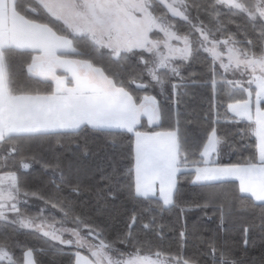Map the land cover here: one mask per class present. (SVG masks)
Segmentation results:
<instances>
[{
  "label": "snow or ice",
  "instance_id": "obj_1",
  "mask_svg": "<svg viewBox=\"0 0 264 264\" xmlns=\"http://www.w3.org/2000/svg\"><path fill=\"white\" fill-rule=\"evenodd\" d=\"M202 12L214 26L201 19ZM221 15L245 21L243 39L227 30ZM248 30L258 33L254 39ZM200 51L211 57L213 93L217 62L225 72L241 77L227 81L240 92L239 97L229 95L227 111L234 123L245 122L246 132L255 138V153L242 162L218 163L222 145L231 148L232 144L218 135L216 127L195 146L182 136L179 121L175 127L163 128L161 107L146 91L159 87L163 92L171 83L177 93L181 85L172 79L183 78L176 62H186ZM91 53H98L101 60L106 57L110 66L95 62ZM15 56L24 58L23 66L16 64ZM21 74L38 86L21 85ZM85 128L131 134L133 164L127 170L126 186L135 198L161 210L177 206L182 176L206 188L237 181L236 198L264 210V0H0V225L35 232L47 246L31 248L0 240V264H38L35 253L48 248L64 253L50 241L74 248V264H197L180 252L153 253L139 242L133 244L136 214L130 217L128 232L118 238L133 246L125 253L75 213L65 198L23 188L18 171L30 169L33 163L51 170L57 191L70 184L72 172L62 168L58 158L48 162L35 154L24 155V141L70 138ZM100 181L105 183L97 187V196H111L112 177L102 175ZM81 188L79 181L71 186L76 193ZM29 197L43 201L36 216L21 208ZM209 204L211 198L205 206ZM219 211L223 224V208ZM143 227L152 228L153 223ZM256 227L264 232V213L259 225L243 227L245 245ZM179 236L185 239L186 230L181 229ZM206 248L210 264H236L215 240L207 241Z\"/></svg>",
  "mask_w": 264,
  "mask_h": 264
},
{
  "label": "trees",
  "instance_id": "obj_2",
  "mask_svg": "<svg viewBox=\"0 0 264 264\" xmlns=\"http://www.w3.org/2000/svg\"><path fill=\"white\" fill-rule=\"evenodd\" d=\"M222 12L226 13L227 9L222 8ZM192 14L195 15L194 12ZM201 19L209 24V27L214 26V22L209 23L203 12ZM219 19L225 23L228 31L236 33L237 39L244 38L248 26L241 17L221 15ZM237 25L241 26L239 32ZM257 34L250 30L247 32L252 39ZM91 57L97 63L110 66V61L106 57L101 60L98 53H91ZM13 59L17 65L23 66V57L15 56ZM176 63L181 64L180 72L183 78L182 81L179 77L172 79V83L181 85L177 93H173L171 83L165 85L163 92L159 87L146 90L148 94L156 97L161 107L163 128L175 127L179 121L182 136L189 145L195 146L201 143L212 127H216L218 135L225 137L232 144L231 148L222 145L223 150L218 160L221 164L242 162L255 153V138L246 132L245 122L234 123L232 114L227 111V104L232 102L229 95L235 92L225 81L216 64L217 90L213 93L211 57L200 51L194 53L189 62ZM19 82L21 85L38 86L30 81L26 74L19 76ZM39 87L41 91L45 90L43 85ZM239 96L240 93H235V97ZM214 120L218 122L213 124ZM142 124L146 127V118ZM130 137V133H120L118 130L98 132L85 128L70 138L24 141V155L35 154L39 159L48 162H55L58 158L61 167L66 171L71 168L72 172L70 184L61 186L57 191L51 183V170L46 171L40 163H33L30 169L18 171L21 184L30 192L65 198L75 213L86 217L101 231L106 240L115 242V247L125 253L133 251V246L120 243L118 238L128 232L130 217L136 214L137 223L132 227L133 244H143L145 251L150 249L153 253L161 251L173 255L180 252L184 257L197 261V264H210L205 255L206 242L215 240L218 248L231 253L236 264H264V232L258 227L253 228L248 234L247 245L243 235L244 226L252 223L259 225L264 210L236 198L239 195L237 181L224 182L216 188H206L191 183V177L182 176L177 184V206L161 210L155 203L150 204L135 198L126 186L130 183L127 170L133 164L129 154ZM102 175H109L113 179L111 196H97V187H103L105 183L100 181ZM77 181L82 186L79 193L71 190V186ZM210 198L213 204L205 206ZM28 199L31 204H24L21 208L26 210V214L36 216L40 206H43V201L35 197ZM220 207L224 211L223 224L220 220ZM60 215L56 212L57 218ZM149 222L153 223V227L145 229L143 224ZM14 228L17 227L0 225V240L24 247L47 248L39 234L22 229L14 231ZM181 229L186 230L183 240L179 236ZM63 249L64 253L51 248L46 252H37L36 260L38 264H74L71 253L75 249ZM16 251L19 254V248Z\"/></svg>",
  "mask_w": 264,
  "mask_h": 264
},
{
  "label": "rangeland",
  "instance_id": "obj_3",
  "mask_svg": "<svg viewBox=\"0 0 264 264\" xmlns=\"http://www.w3.org/2000/svg\"><path fill=\"white\" fill-rule=\"evenodd\" d=\"M189 60H190V59H189ZM189 60L186 61V62H189ZM216 65H217L219 71H221V72L223 73V75H224V79H225L226 82H227V81H234V80H240V79H241L239 73H236V74L234 75L232 71L225 72L224 69L221 68V67L219 66V62H217ZM180 71H181V70H180ZM229 85H230V84H229ZM230 86H231V85H230ZM231 88H232V91H233V92H235V93H240L238 89H233L232 86H231ZM231 114H232V113H231ZM27 204H31V203H30V199H28V203H27ZM22 205H24V204H22ZM22 205H21V206H22ZM41 207H43V206H40V208H41ZM9 215H12V214L10 213ZM16 227L18 228V226H16ZM22 230H28V229H22ZM28 231H30V230H28ZM50 243H51V244H55V246H57V247L59 246V247H62V248H72V247H70V246L60 245V244H58V243H56V242H54V241H50ZM80 251H81V253H82L83 255H88L86 249H80Z\"/></svg>",
  "mask_w": 264,
  "mask_h": 264
},
{
  "label": "crops",
  "instance_id": "obj_4",
  "mask_svg": "<svg viewBox=\"0 0 264 264\" xmlns=\"http://www.w3.org/2000/svg\"><path fill=\"white\" fill-rule=\"evenodd\" d=\"M119 131V130H118Z\"/></svg>",
  "mask_w": 264,
  "mask_h": 264
}]
</instances>
